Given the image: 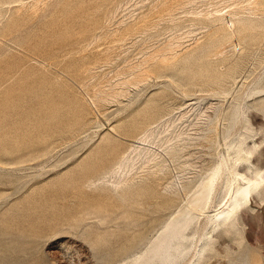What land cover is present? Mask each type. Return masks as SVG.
Returning a JSON list of instances; mask_svg holds the SVG:
<instances>
[{
    "label": "rangeland",
    "instance_id": "374dc122",
    "mask_svg": "<svg viewBox=\"0 0 264 264\" xmlns=\"http://www.w3.org/2000/svg\"><path fill=\"white\" fill-rule=\"evenodd\" d=\"M263 169L264 0H0V264L176 249ZM214 232L264 264V186Z\"/></svg>",
    "mask_w": 264,
    "mask_h": 264
},
{
    "label": "bare ground",
    "instance_id": "6f19581e",
    "mask_svg": "<svg viewBox=\"0 0 264 264\" xmlns=\"http://www.w3.org/2000/svg\"><path fill=\"white\" fill-rule=\"evenodd\" d=\"M219 13V12H218ZM245 148V147H244ZM249 149V148H248ZM252 149V148H250ZM247 153L250 152L249 150L247 151L246 149H244ZM255 150V149H254ZM238 152V151H237ZM251 153V152H250ZM241 154V153H240ZM226 158V157H225ZM233 161V160H232ZM231 163V162H230ZM235 166V165H232ZM246 166V163H245ZM244 167V166H243ZM241 169H244V168ZM236 168V166H235ZM247 168V166H246ZM246 168L242 171L244 172L246 170ZM248 170V169H247ZM246 170V171H247ZM250 170V169H249ZM241 171V170H240ZM241 172V173H242ZM240 174V173H239ZM243 174V173H242ZM244 174H246V172H244ZM250 173L248 172V177L251 176L249 175ZM209 176V175H208ZM225 176V165H221L219 167V170L216 172V174L213 176L212 179H210V183L207 185V189L209 191H214L216 189H218L217 187H219V184H216V181L218 179H222ZM227 176V175H226ZM232 176V174H231ZM230 177V176H229ZM233 178V176H232ZM240 178V177H239ZM228 179V178H227ZM241 179V178H240ZM235 180V178H234ZM243 180V179H242ZM247 180V178L245 179ZM244 180V181H245ZM222 182V181H221ZM226 183V182H225ZM229 183V182H228ZM236 183V182H234ZM242 183V181H241ZM225 185V184H224ZM233 186V184H232ZM264 186V169L259 171L258 173H256L254 176H252L251 178L248 179V181L244 184H238L236 183L233 187L232 190L230 191V193L227 191V193H229L228 197H226V200L224 201L223 204H221V206L219 207V209L216 210V213L213 214V216L210 219H205V221L201 224V231L198 235V237L192 242V243H188V241H185L184 243H181L180 245L176 246V249H173L174 247H171V245H169L170 247H168V244L173 243L172 241L169 240V242H167L168 244H165V247L163 245V249H162V244L159 245V248L161 247V249H158V253L157 255H155L156 253H154L155 256H152L150 258H146L143 260H138L135 261L134 264H193V262L196 260H198V258L207 250V246L209 242H212L213 240L210 241V239L213 237H211L212 233L215 231V229L217 230V227L219 226L220 223H224V222H228L230 221L238 212H241V210L251 202L253 195L259 191V189ZM205 186H203L204 188ZM225 190V189H224ZM198 191V190H197ZM217 191V190H216ZM200 194L199 195V199L200 198H205L206 200H208V203H212L211 201V196L207 195L206 192L204 190H200L199 191ZM197 194V193H196ZM198 196V195H196ZM215 196V194L213 195ZM219 196V195H218ZM211 198V199H210ZM197 201V200H196ZM196 203H199L198 201ZM195 203V204H196ZM214 203V202H213ZM200 204V203H199ZM198 204V205H199ZM214 205V204H213ZM211 204V206H213ZM195 206V205H194ZM197 207V205H196ZM195 208H193L194 210ZM198 210V208H197ZM207 211V210H206ZM198 212V211H197ZM201 213V212H200ZM207 213V212H206ZM213 213V212H212ZM194 214V213H193ZM197 214V213H196ZM205 214V213H204ZM195 215V214H194ZM209 215V214H208ZM189 216V215H188ZM201 216V215H200ZM197 218V217H196ZM202 219V218H201ZM204 220V219H203ZM202 220V221H203ZM237 221V220H236ZM184 223V221H183ZM231 224V223H230ZM179 225H181L179 223ZM178 225V226H179ZM195 225V223H194ZM177 227V225H176ZM183 227V226H182ZM227 227V226H226ZM171 228V227H170ZM178 228V227H177ZM176 228V229H177ZM192 228V227H191ZM221 228V227H220ZM219 228V229H220ZM169 228H167L168 230ZM174 229V228H173ZM185 229V228H184ZM188 229V228H187ZM166 230V231H167ZM175 230V229H174ZM171 231V232H174ZM178 230V229H177ZM176 230V231H177ZM181 230V229H180ZM179 230V231H180ZM191 230V229H190ZM165 231V232H166ZM187 230H185L186 232ZM180 233V232H179ZM188 233V231H187ZM215 233V232H214ZM169 234V233H168ZM176 234L175 233H172ZM183 234V233H182ZM164 235V234H162ZM166 235V234H165ZM170 235V234H169ZM184 235V234H183ZM188 235V234H187ZM195 235V234H194ZM193 235V236H194ZM176 236H179V234H177ZM175 236V237H176ZM192 236V237H193ZM163 237V236H162ZM167 237V236H166ZM165 237V238H166ZM172 238H174L172 235L170 236ZM190 237V236H188ZM161 238V237H160ZM160 238L158 241H160ZM162 239V238H161ZM169 239V238H168ZM171 239V238H170ZM187 240V239H186ZM189 240V239H188ZM166 241V239H165ZM174 241V240H173ZM171 242V243H170ZM214 242V241H213ZM178 243V242H177ZM157 245V246H158ZM167 246V247H166ZM174 246V245H172ZM158 248V247H156ZM153 254V253H152ZM203 257V256H202ZM200 259V258H199Z\"/></svg>",
    "mask_w": 264,
    "mask_h": 264
}]
</instances>
